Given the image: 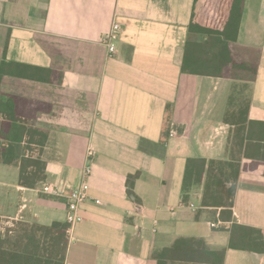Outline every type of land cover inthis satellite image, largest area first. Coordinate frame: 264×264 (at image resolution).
<instances>
[{"label": "crops", "instance_id": "1", "mask_svg": "<svg viewBox=\"0 0 264 264\" xmlns=\"http://www.w3.org/2000/svg\"><path fill=\"white\" fill-rule=\"evenodd\" d=\"M226 3L0 0V121L17 114L31 130L14 163L0 155L2 234L66 223L90 165L101 204H82L65 264H157L153 253L179 239L225 251L224 264H264V0H244L235 41ZM114 21L110 56L101 41ZM23 156L44 165L32 188ZM233 158L249 170L230 211L203 207V186L184 201L189 159Z\"/></svg>", "mask_w": 264, "mask_h": 264}, {"label": "trees", "instance_id": "2", "mask_svg": "<svg viewBox=\"0 0 264 264\" xmlns=\"http://www.w3.org/2000/svg\"><path fill=\"white\" fill-rule=\"evenodd\" d=\"M227 1L226 6L231 18L228 19L225 26V34L229 41H235L240 30L241 10L244 0ZM12 105V101L8 100L6 106L11 107ZM242 131H238L235 135L234 148L243 147L244 145L245 138L242 137ZM30 133L31 130L28 129L26 124L18 121L17 114H8L5 121H0V155L5 164H12L20 157L24 150L21 145ZM255 151H258V149H255ZM29 167H34L36 171L29 174L27 171ZM43 170L44 165L41 161L24 157L20 177L22 184L29 188L34 187L40 181L39 178L34 177V174ZM248 170L249 168L246 165L243 166L235 158L228 161L189 159L183 182L184 201L188 202L190 200V194L194 187L203 186V207L222 208V211H230L234 205L239 176L243 171ZM226 186H230V188H227L225 195L215 189V187ZM1 222L0 219V225ZM31 227L29 233L24 229L19 232L15 229H9L6 234L0 232V264H65V251L68 249L69 244L68 232L70 225L66 222L54 223L51 227L38 225H32ZM34 227L35 229H33ZM40 231L44 234L42 240L36 235ZM60 238L64 241L63 254L61 258L59 257L60 259H57L55 246L59 245ZM224 257L225 251H210L204 247L203 241L195 239H179L172 248L154 252L152 255L157 264H169L173 259H188L194 264H224Z\"/></svg>", "mask_w": 264, "mask_h": 264}, {"label": "built area", "instance_id": "3", "mask_svg": "<svg viewBox=\"0 0 264 264\" xmlns=\"http://www.w3.org/2000/svg\"><path fill=\"white\" fill-rule=\"evenodd\" d=\"M122 32V25L118 21H114L112 29L109 33L105 34L102 38V44L106 47L108 54L113 56L117 53V43L120 39ZM89 156L92 157L93 153L90 152ZM92 173V167L90 165L86 166L82 174V182L78 188L71 191L68 196V213L66 217V222L70 225V228L74 225L80 223L83 220L81 215V206L82 204L91 201L96 204H101V201L97 198H94L90 194V185L89 177ZM44 192L50 195H59L60 190L57 187L46 185L44 187ZM215 226V224H214Z\"/></svg>", "mask_w": 264, "mask_h": 264}, {"label": "rangeland", "instance_id": "4", "mask_svg": "<svg viewBox=\"0 0 264 264\" xmlns=\"http://www.w3.org/2000/svg\"><path fill=\"white\" fill-rule=\"evenodd\" d=\"M39 173V172H38ZM34 174V177L36 178H41L40 177V174ZM36 178V179H37ZM227 188H230V186H226V187H215V189L216 190H218V191H220V192H222V193H224V195L226 194V192H227ZM203 191H204V187H203ZM203 191H202V193H203ZM227 197V196H226ZM15 229H16V227H15ZM17 231L19 232L20 230H22V229H24V230H27L28 231V233L30 232V230L32 229V227L30 226V225H24L23 226V224L22 225H17ZM33 229H35V227L33 228ZM36 235H37V237L39 238V239H44V234H43V232L42 231H40V232H37L36 233ZM48 238V237H47ZM48 241V240H47ZM63 244H64V241L62 240V238H60V242H59V245L57 244L56 246H55V256H57L56 258L57 259H60L61 258V256H62V254H63V250H62V248H63ZM60 257V258H59Z\"/></svg>", "mask_w": 264, "mask_h": 264}]
</instances>
